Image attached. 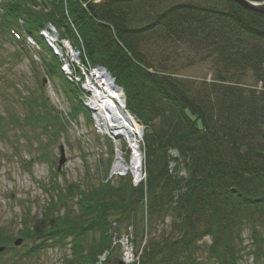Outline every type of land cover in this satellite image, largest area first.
Returning <instances> with one entry per match:
<instances>
[{
	"label": "trees",
	"instance_id": "trees-1",
	"mask_svg": "<svg viewBox=\"0 0 264 264\" xmlns=\"http://www.w3.org/2000/svg\"><path fill=\"white\" fill-rule=\"evenodd\" d=\"M46 25L59 45L72 44L82 68H104L122 89L125 109L143 126L144 179H107L108 161L96 184H56L40 222L29 227L24 218L18 237L40 238L37 247L70 242L67 264H96L120 226L143 225L145 207L149 225L169 224L146 237L138 264H203L202 251L218 264H237L246 227L253 251L263 254L264 14L233 0H1L0 38L14 46L12 33L24 30L39 44L44 73L62 77L40 34ZM200 63L209 80L179 75ZM247 72L254 87L240 80ZM62 80L77 96L79 85ZM23 99L28 121L43 123L47 103ZM11 240L0 232V246Z\"/></svg>",
	"mask_w": 264,
	"mask_h": 264
},
{
	"label": "rangeland",
	"instance_id": "rangeland-1",
	"mask_svg": "<svg viewBox=\"0 0 264 264\" xmlns=\"http://www.w3.org/2000/svg\"><path fill=\"white\" fill-rule=\"evenodd\" d=\"M47 33L50 35L45 36ZM40 34L44 35L50 43L58 39L56 31L50 26H46ZM29 41L32 40L26 39L29 48V53H26L17 49L18 44L13 46L7 38H0V116L6 123L5 128L0 129V230L5 235L12 236V240L0 252V264H61V262L67 264L72 252L70 242L64 248L59 247L60 245L40 248V246L37 247L40 238L31 237L23 239L19 246H15L13 241L20 238L18 231L24 226L23 220L26 219L25 222L29 223V227L40 222L38 220L43 214V205L48 201L51 187H55L56 184L66 186L79 183L80 187L88 182L96 184L103 179L108 161L110 169L106 178L110 176L114 178L118 172L122 174L124 170L115 168L114 165L118 160L129 164L127 162H130V157L126 158L125 150L130 147V138L125 135L128 134L127 131L119 138L110 136V139H107L104 135H100L105 131L99 125H95L97 115H101L100 111L88 108L93 106L91 104L92 95L95 91H99V89L95 90V84L91 83L94 79L99 84V78L95 73L96 68L85 72L80 65L78 52L69 41L59 40L63 51L53 46L52 54L56 53L58 60L62 64L67 61L70 67V69L67 68L65 64L63 69H67V73L66 70L64 73L62 71V77L58 74L53 79L42 74L44 65L41 61V54L38 53L39 47L33 41V43ZM15 53L17 58H15ZM179 75L195 77L196 80H209L210 70L207 64L200 63L184 69ZM93 76L94 78L90 79ZM62 78L70 80L74 86L79 85L77 96L72 95V91L70 93L75 104L79 103V106L86 107L88 117L82 111L75 118L72 117V106L63 90ZM240 80L246 86L254 87L255 85L249 72L244 76L241 75ZM259 87L260 84L257 85V88ZM84 88L92 91H86ZM23 95L29 99L30 103L34 98L42 99L47 103L50 113L48 116L44 115V120L42 119L44 122L39 123L38 126L34 120L28 121L32 114L24 102ZM38 112L41 115L39 109ZM131 117L133 125L131 124L128 128L130 127L133 131L137 130L142 137L141 124L133 116ZM12 119L14 121L16 119V122ZM120 122L127 123L124 119ZM102 124L106 125V123ZM141 143L140 138L138 141L140 148ZM15 147L20 152L17 156H15ZM171 154L176 156L174 152ZM138 156L140 157L141 179L143 178L142 150L138 152ZM62 158L63 162L60 163ZM173 166V164L170 165V168ZM127 174L132 177L130 172ZM180 174L185 176L182 167H180ZM132 178L134 181V177ZM72 208L76 210L74 200L71 204ZM143 211V225L137 224L134 229L132 226H120L117 229L118 232L113 235L111 250L100 255L96 264H120L122 262L138 264L137 260H139L146 237L158 235L160 229L164 226L167 228L169 224V219H166L164 226L160 223L149 225L145 207ZM141 228L143 229L142 235ZM258 231L264 236V227L259 225ZM241 235L238 246L242 251V256L236 263L264 264V253L259 255L253 251L256 246L251 229L246 227ZM209 242V238H205L200 243V247L206 250ZM260 248L264 250V241L260 244ZM197 257L203 264H218L208 256L206 251L197 254Z\"/></svg>",
	"mask_w": 264,
	"mask_h": 264
},
{
	"label": "bare ground",
	"instance_id": "bare-ground-1",
	"mask_svg": "<svg viewBox=\"0 0 264 264\" xmlns=\"http://www.w3.org/2000/svg\"><path fill=\"white\" fill-rule=\"evenodd\" d=\"M258 2V1H257ZM97 75V78H99V84H101L104 88H103V92L101 91L99 94V96H97L96 94L92 95V102L91 104L93 105V111H100L101 115H97L98 119H103L105 118L106 115H108V117L110 118V121L115 123L117 122V120L119 119L117 117V114L120 113V107H123V95L122 92L119 88L115 89L113 87V82L110 79L109 75L107 74V72L105 70H102L100 68L96 69L95 72ZM99 88V87H97ZM99 97L103 100H100ZM117 100L118 102V106L115 102V100ZM104 113H107L106 115ZM129 116H126L125 118H127ZM128 120V119H125ZM128 137L130 138L129 142H130V147L132 148L133 152H132V156H131V162L130 164H124L122 162H120L119 160L115 163V168H120V169H129L132 170L134 174H138L139 170H140V158L137 154V149H136V139H134L131 135H128Z\"/></svg>",
	"mask_w": 264,
	"mask_h": 264
},
{
	"label": "water",
	"instance_id": "water-1",
	"mask_svg": "<svg viewBox=\"0 0 264 264\" xmlns=\"http://www.w3.org/2000/svg\"><path fill=\"white\" fill-rule=\"evenodd\" d=\"M233 1H235L238 5H240L241 7L245 9L264 14V1H260V2L250 1V0H233ZM100 69H103V68H100ZM62 162H63V158L60 159V163ZM20 242H21V239H17L15 241V245L20 244ZM1 250L2 248L0 247V251ZM120 264H123V263H120Z\"/></svg>",
	"mask_w": 264,
	"mask_h": 264
}]
</instances>
